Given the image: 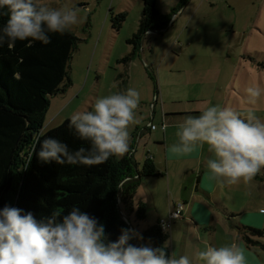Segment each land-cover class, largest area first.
Segmentation results:
<instances>
[{
  "label": "clouds",
  "instance_id": "clouds-1",
  "mask_svg": "<svg viewBox=\"0 0 264 264\" xmlns=\"http://www.w3.org/2000/svg\"><path fill=\"white\" fill-rule=\"evenodd\" d=\"M0 12L7 15L0 26V47L7 44L9 48L18 40L48 44L50 34L63 35L81 21L77 8L51 6L47 0H0ZM244 91L250 105L264 95V87L255 83ZM139 103L140 93L132 87L98 96L90 108L75 111L69 118L68 128L83 142L81 146L70 149L65 141L47 136L34 155L41 162L60 165L98 164L122 156L129 149L128 129ZM175 135L178 141L171 151L176 153L189 154L197 145H206L212 154L206 168L226 185L241 180L247 184L264 168V120L252 109L242 113L210 104L198 115H188L176 126ZM133 239L142 237L134 229L121 228L120 235L109 240L105 225L75 205L65 213L52 211L41 220L9 204L0 208V264H196L197 260L246 264L236 242L209 245L190 258L168 253L164 247L133 244Z\"/></svg>",
  "mask_w": 264,
  "mask_h": 264
},
{
  "label": "rangeland",
  "instance_id": "rangeland-1",
  "mask_svg": "<svg viewBox=\"0 0 264 264\" xmlns=\"http://www.w3.org/2000/svg\"><path fill=\"white\" fill-rule=\"evenodd\" d=\"M47 2L55 7L66 4L77 8L81 21L71 29L79 39L70 62L72 85L64 93L51 97L41 133L59 126L75 111L87 110L98 96L132 87L139 91L140 103L135 111V122L128 129L129 148L133 140L138 157L150 151V155L161 161L157 143L164 142L163 96L167 105L181 97L184 102L191 101L187 98L201 87L187 85L186 78L194 80L192 75L201 72L206 75V81L217 83L224 93L220 102L209 100L207 105L227 106L242 113L252 109L264 120V95L255 105H250L244 91L253 83L264 87V0H158V9L168 19L180 8L183 12L174 18V24L171 18L163 35L147 36L144 48L148 65L146 67L137 56L141 65L131 76L127 74L126 65L118 61L134 48L127 40L138 29L142 0ZM122 13L126 14L125 20L117 30L113 18ZM151 75L156 78L160 94L155 117L151 105L155 104L156 91ZM210 86L204 85V89H212ZM150 123L158 129L150 132ZM140 133L144 135L139 143ZM128 151L117 158H123ZM253 184L257 186H252V204H260L264 209V183L258 180ZM251 215L243 217L248 224L242 225L264 230V223L252 222ZM253 239L259 242L255 243L256 249L264 256V236Z\"/></svg>",
  "mask_w": 264,
  "mask_h": 264
},
{
  "label": "trees",
  "instance_id": "trees-1",
  "mask_svg": "<svg viewBox=\"0 0 264 264\" xmlns=\"http://www.w3.org/2000/svg\"><path fill=\"white\" fill-rule=\"evenodd\" d=\"M142 2L138 29L127 40L136 47L119 63L132 61L143 36L150 30L162 34L171 19L162 15L157 7L158 0ZM125 15L122 13L113 18L117 30L122 28ZM6 19L7 15L0 12V26ZM50 36L48 44L40 41L29 44L28 40H18L11 48L7 44L0 47V208L9 204L25 212L30 211L41 220L52 211L65 213L75 205L97 217L105 225L108 239L115 240L121 228L131 229L132 226L136 230L134 224L147 219L146 204L143 201L134 202L141 180L164 174L157 170L150 156L139 169L132 155L133 140L126 156L121 159L110 157L98 164L60 165L55 161L41 162L34 155L39 142L47 136L65 141L70 149L83 143L69 130V118L41 133L51 97L64 93L72 85L70 62L79 41L71 30L63 35L52 33ZM151 76L155 93H158L156 78ZM263 170L253 178L264 183ZM130 215L134 216V223L130 221ZM237 229L249 247L259 243L254 237L264 236V230L253 227L237 225ZM140 236L141 241L153 247H164L172 253L170 233L162 228L160 222L143 230ZM130 242L136 244V239Z\"/></svg>",
  "mask_w": 264,
  "mask_h": 264
},
{
  "label": "crops",
  "instance_id": "crops-1",
  "mask_svg": "<svg viewBox=\"0 0 264 264\" xmlns=\"http://www.w3.org/2000/svg\"><path fill=\"white\" fill-rule=\"evenodd\" d=\"M182 12L183 9L180 8L176 15L171 17V22ZM163 32L164 30L162 34L159 32L155 34L163 35ZM149 34L154 33L148 31L143 36L142 41L137 46L133 60L125 64L129 76L138 70L141 62L146 67L148 65L145 59L147 54L144 45ZM129 45L132 46L133 44ZM135 47L136 45H134ZM131 52H128V54ZM137 56H140L141 59L139 63L136 59ZM201 73L193 74L192 78L194 80L186 78L187 85L194 84L201 87L198 92L192 93L187 98L191 101L184 102L183 100L185 99L181 97L179 101L167 105L163 96L161 120L162 127L166 126V130H163L164 142L157 143L161 152V161L158 160L157 156L150 155V151L145 152L141 157L137 156L138 149L134 148L132 151L139 169H141L145 159L150 156L153 158L157 170L164 174L162 177H144L141 180L134 202L137 204L139 201H143L146 204L147 219L143 223H135L134 226L136 232L140 234L149 226L155 225L162 220H168L177 205L182 203L184 205L183 217L175 220L169 230L172 253L177 256L186 254L191 258L195 253L209 245L218 247L236 242L245 253L246 264H264V256L256 249V246L249 247L237 229V225L248 224L243 217L249 214H253L249 218L252 222L264 223L263 207L260 204H252V186L254 188L257 186V184L253 183L258 181V179L252 178L247 184L241 180L236 184L226 185L218 179L212 178L206 168V160L212 154L207 151L206 145H197L193 152L189 154L171 151V146L178 141L175 135L176 126L188 115H198L201 110L209 106L207 105L209 100L220 102L222 96H224L217 83L206 81V75ZM209 84H211L210 87L212 89H204V85ZM154 97L155 104L151 105L154 111L153 117H155L159 104V91L155 93ZM186 104L191 107L178 106ZM150 124L152 125V123ZM149 129L151 132V130H157L158 128L152 129L150 127ZM143 135V133L139 134V143L142 142ZM156 140L159 141L160 139ZM230 214L234 216L231 217ZM130 221L134 223L133 215H130ZM140 244L147 243L140 239ZM196 264H202V262L197 260Z\"/></svg>",
  "mask_w": 264,
  "mask_h": 264
},
{
  "label": "built area",
  "instance_id": "built-area-1",
  "mask_svg": "<svg viewBox=\"0 0 264 264\" xmlns=\"http://www.w3.org/2000/svg\"><path fill=\"white\" fill-rule=\"evenodd\" d=\"M151 128L152 129H155L156 126H152L151 125ZM183 208H184V205L182 203L178 204L177 207H176V209L170 214L168 220H162V221H160V223L162 225V228L165 231L169 232V230L172 227L173 222L175 220L181 219L183 217Z\"/></svg>",
  "mask_w": 264,
  "mask_h": 264
},
{
  "label": "water",
  "instance_id": "water-1",
  "mask_svg": "<svg viewBox=\"0 0 264 264\" xmlns=\"http://www.w3.org/2000/svg\"><path fill=\"white\" fill-rule=\"evenodd\" d=\"M150 32H152V33H158L159 31H157V30H150ZM149 126H151V124ZM137 170L139 171L138 168H137ZM125 220L129 222V218L127 216H125ZM131 229H133L132 226H131ZM136 244H138V245L140 244V239H136Z\"/></svg>",
  "mask_w": 264,
  "mask_h": 264
}]
</instances>
